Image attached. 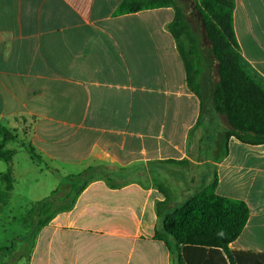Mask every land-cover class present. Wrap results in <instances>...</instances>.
I'll return each instance as SVG.
<instances>
[{
  "label": "crops",
  "instance_id": "crops-1",
  "mask_svg": "<svg viewBox=\"0 0 264 264\" xmlns=\"http://www.w3.org/2000/svg\"><path fill=\"white\" fill-rule=\"evenodd\" d=\"M122 1L0 0V125L14 130L32 118L27 139L40 157L7 144L17 153L0 169L1 190L10 167L14 192L16 175L36 168L68 176L90 167L162 169L187 160L184 166L206 170L196 179L183 178L187 198L216 174L219 196L246 202L248 222L229 251L235 264H257L264 256V144L231 138L219 162L211 151H201L208 156L198 160L190 156L200 100L187 85L168 29L175 11L115 16ZM233 17L241 53L264 84V0H236ZM27 154L30 163L19 169L16 158ZM161 182L90 181L73 207L57 213L30 245L18 243L15 261L6 252L0 264H174L172 250L156 238L157 203L166 199ZM213 259L222 264L219 256Z\"/></svg>",
  "mask_w": 264,
  "mask_h": 264
},
{
  "label": "trees",
  "instance_id": "trees-1",
  "mask_svg": "<svg viewBox=\"0 0 264 264\" xmlns=\"http://www.w3.org/2000/svg\"><path fill=\"white\" fill-rule=\"evenodd\" d=\"M196 1L205 34L202 32V24L190 8V11L187 10L184 0H123L114 15L163 7L174 9L175 17L168 29L183 60L187 85L200 100V117L190 135L199 127H204L203 121L208 117L212 134H208L209 130L204 132L199 149L202 151V143L206 141L205 151L213 152L214 160L219 162L227 155L231 138L249 145L264 144V84L256 77L241 53L234 29L236 0ZM217 117L225 118V129L214 126ZM18 138L15 130L0 125L1 159L12 162L17 151L7 148V144ZM27 149L32 158H40L32 146ZM172 162L178 165L189 164L187 160ZM94 169L95 167H90L67 177L71 190L63 197V202L58 194L64 185H60L49 196L33 204L28 214L34 222L35 234L57 213L73 207L78 195L90 181L96 179H87V174ZM2 178L6 182V188L0 190V202L5 203L14 190L11 167ZM107 180L111 186L119 185L113 180ZM217 184L215 174L210 183L181 205H174L171 191L162 184L158 185L166 199L157 203L160 223L156 238L164 241L173 254L175 248L178 254L176 264H219L218 259H213L218 256L222 264H228L223 252L227 254L230 264H235L229 245L241 235L250 211L242 200L219 196L216 193ZM23 220L27 224L26 219ZM19 239L22 240L23 237L16 238L17 241ZM171 240L175 243L174 247ZM12 249L14 246L1 251ZM192 250L197 253H191ZM206 256L212 259L204 261ZM258 258L257 264H264V256Z\"/></svg>",
  "mask_w": 264,
  "mask_h": 264
},
{
  "label": "rangeland",
  "instance_id": "rangeland-1",
  "mask_svg": "<svg viewBox=\"0 0 264 264\" xmlns=\"http://www.w3.org/2000/svg\"><path fill=\"white\" fill-rule=\"evenodd\" d=\"M187 10L190 11L189 8H187ZM208 121V117H205L203 121L204 127H199L191 135L189 152L190 156H192L195 160L208 156L205 154L201 155V151L199 149L200 141L203 138L204 132L209 130L208 134H212V131L210 130L212 127L210 126ZM214 121V126H217L219 129H225L227 127L226 120L223 117H217ZM32 122L33 119L30 118L26 120V126L23 125L21 127L14 128L15 131H19L20 137L16 140L8 142L10 147L12 146L13 148H20L22 146H25V148L27 149L31 146L27 138L32 133ZM212 147H215V145L212 144ZM206 148V141H204V143H202V151L204 152ZM26 156L28 157H25V155H19L16 158V161L14 163L18 168L20 166V168L22 169L25 164L30 163L29 160H31V157L28 154ZM6 167L7 162L0 158V169L6 170ZM205 172L206 170L203 168L201 170H198L197 167H192L190 165L176 166L170 164L163 166L162 169H159L158 167H155L154 165L150 164L147 165V167L144 164L126 169L116 166H107L95 167L93 171L87 174V179L104 177L106 179L113 180L117 184L131 180H138L141 182H150L151 180H153L156 183H162L161 181L165 180V183L163 184L167 185L168 189H170V187L174 188L172 185L176 187L175 183L173 184L170 182L171 180H174L179 184V188L176 187L178 192H176V190L173 191V193L171 192V199L174 203L175 200H178V202L186 200L188 195L190 194V192L187 193V190L184 189V183H182L184 182V179L185 181L192 178L196 179V176L198 174H204ZM68 176L63 174L61 170H59L55 176L44 174L43 172L38 171V168H36L35 171L31 172V174L28 175H16V190L12 192V195L8 201H6L5 203L0 202V257H2V255L8 251H1L3 248H11V246H14V249L8 251L12 252V255H8L7 257H9V261H15L18 257L15 251L18 248V243L21 241H26L27 245H30V242L28 240H32V237L35 235L34 222L33 220H31L28 214L29 210L33 206V204H30V201H39L45 196H49L51 192L55 190L58 186L64 185L60 193L58 194L60 197V201L63 202V197L71 190V187L70 185H68L67 181ZM1 187L2 185L0 182V190ZM174 192H176V194ZM67 202H64V204H67ZM22 219H26L27 224H24V220L22 221ZM27 235L28 237H25ZM18 236H22L23 239H19L17 241L16 238ZM173 252H175L173 254L174 264H176L178 254L175 248H173Z\"/></svg>",
  "mask_w": 264,
  "mask_h": 264
},
{
  "label": "water",
  "instance_id": "water-1",
  "mask_svg": "<svg viewBox=\"0 0 264 264\" xmlns=\"http://www.w3.org/2000/svg\"><path fill=\"white\" fill-rule=\"evenodd\" d=\"M186 6L188 8L191 9V11L196 15V18L197 20L202 24V32L203 34L206 33V30H205V27H204V23H203V20H202V16H201V13L200 11L198 10V7H197V1L196 0H184Z\"/></svg>",
  "mask_w": 264,
  "mask_h": 264
}]
</instances>
